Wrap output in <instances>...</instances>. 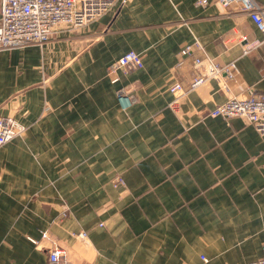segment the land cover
<instances>
[{"label": "crops", "instance_id": "crops-1", "mask_svg": "<svg viewBox=\"0 0 264 264\" xmlns=\"http://www.w3.org/2000/svg\"><path fill=\"white\" fill-rule=\"evenodd\" d=\"M195 1L118 0L83 30L0 52V117L25 126L0 147V264H47L44 231L62 264L262 256L264 137L241 118L208 115L230 97L264 95V44L242 54L262 36L238 6ZM129 51L142 68L111 84L107 67ZM205 56L234 63L222 75L228 91L215 81L190 90Z\"/></svg>", "mask_w": 264, "mask_h": 264}, {"label": "built area", "instance_id": "built-area-1", "mask_svg": "<svg viewBox=\"0 0 264 264\" xmlns=\"http://www.w3.org/2000/svg\"><path fill=\"white\" fill-rule=\"evenodd\" d=\"M223 8L229 9L236 5L249 20H251L262 36L260 41L243 46L242 54H248L255 47L264 44V9L258 0H216ZM118 0H0V52L16 50L23 47H42L51 41L53 35L62 29L80 31L89 24L98 21L103 15L112 10ZM207 0H196L195 5L207 6ZM246 41V38H242ZM196 50H202L195 42ZM193 51V47L186 45L179 54L185 58ZM181 63H179L180 65ZM194 66L200 71L198 76L190 83V90H195L209 81H215L217 86L228 91L223 73L227 78H232L235 72L234 63L220 66L214 60L205 56L196 58ZM143 66L142 57L132 51L126 52L118 60L110 64L106 74L111 84L118 82V72H134ZM176 99L186 94L179 82L173 83L168 88ZM128 93L120 89L117 92L118 101H128ZM210 117L232 120L241 118L255 129L256 133L264 137V95H255L249 92L246 97H230L219 106L212 109ZM25 126H20L10 117H0V147L11 140L20 137ZM118 185H123L120 178L116 179ZM83 242L86 233L74 235ZM49 242V247H44L47 264H62V250L52 241L49 232H42L40 241ZM36 245L39 242L32 241ZM247 264H264V245L262 256Z\"/></svg>", "mask_w": 264, "mask_h": 264}, {"label": "rangeland", "instance_id": "rangeland-1", "mask_svg": "<svg viewBox=\"0 0 264 264\" xmlns=\"http://www.w3.org/2000/svg\"><path fill=\"white\" fill-rule=\"evenodd\" d=\"M80 232H83V231H80ZM80 232H78V233H80ZM78 233H76L75 235H77ZM45 242H47V241H45ZM47 243H49V242H47ZM58 247H60V246H58ZM61 248V247H60Z\"/></svg>", "mask_w": 264, "mask_h": 264}]
</instances>
